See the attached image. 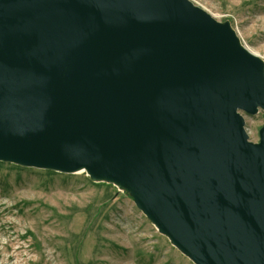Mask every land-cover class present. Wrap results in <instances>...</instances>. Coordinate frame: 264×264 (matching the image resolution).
I'll use <instances>...</instances> for the list:
<instances>
[{"label": "water", "instance_id": "1", "mask_svg": "<svg viewBox=\"0 0 264 264\" xmlns=\"http://www.w3.org/2000/svg\"><path fill=\"white\" fill-rule=\"evenodd\" d=\"M190 0H0V161L126 191L194 264H264V62Z\"/></svg>", "mask_w": 264, "mask_h": 264}, {"label": "rangeland", "instance_id": "2", "mask_svg": "<svg viewBox=\"0 0 264 264\" xmlns=\"http://www.w3.org/2000/svg\"><path fill=\"white\" fill-rule=\"evenodd\" d=\"M234 30L264 62V0H190ZM258 141L264 112H240ZM0 264H194L136 208L126 191L0 161Z\"/></svg>", "mask_w": 264, "mask_h": 264}, {"label": "bare ground", "instance_id": "3", "mask_svg": "<svg viewBox=\"0 0 264 264\" xmlns=\"http://www.w3.org/2000/svg\"><path fill=\"white\" fill-rule=\"evenodd\" d=\"M79 172H81V171H79Z\"/></svg>", "mask_w": 264, "mask_h": 264}]
</instances>
